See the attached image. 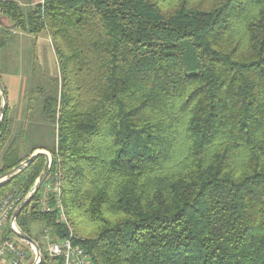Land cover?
<instances>
[{"label":"trees","instance_id":"1","mask_svg":"<svg viewBox=\"0 0 264 264\" xmlns=\"http://www.w3.org/2000/svg\"><path fill=\"white\" fill-rule=\"evenodd\" d=\"M0 11L13 22L1 46L14 26L46 32L59 64L31 88L24 120L9 105L1 125L0 174L36 149L52 155L17 217L25 232L44 222L56 240L84 220L92 229L76 242L93 264H264V0H43L28 11L0 0ZM45 161L0 196L21 201ZM55 173L68 224L53 193L49 212L39 206Z\"/></svg>","mask_w":264,"mask_h":264},{"label":"rangeland","instance_id":"2","mask_svg":"<svg viewBox=\"0 0 264 264\" xmlns=\"http://www.w3.org/2000/svg\"><path fill=\"white\" fill-rule=\"evenodd\" d=\"M22 8L24 11H28L29 5H23ZM10 22L13 24L12 20H10ZM13 28H15L16 31L24 32L18 26H14ZM9 37L12 39V43H10V41L8 42ZM8 39L2 46V54L5 57H12L14 64L10 68L11 71H13L14 74L24 76V96L22 103L24 109L27 104L28 93L32 87H35L38 84L45 85V83H48V81H51L53 78L60 75L59 64L51 39L46 32L38 35L31 34V42L26 45H21L17 42L21 39L20 34H13L10 32ZM19 105L21 104H18V107H14L11 112V115L15 118L19 112ZM22 120L24 119H17L16 125H19ZM1 164L0 158V166ZM86 225L88 226L86 221L78 220V222L74 224L75 233L80 237H85L92 229L91 225H89V227ZM30 233L39 240L43 254L46 255V244L54 239L51 228L47 227L44 222H37L31 225ZM21 244L28 250L30 256L28 264H32L35 259L34 253L29 249V247L31 248L32 246L25 241L21 242Z\"/></svg>","mask_w":264,"mask_h":264},{"label":"built area","instance_id":"3","mask_svg":"<svg viewBox=\"0 0 264 264\" xmlns=\"http://www.w3.org/2000/svg\"><path fill=\"white\" fill-rule=\"evenodd\" d=\"M50 193H53L56 200L59 221L68 224V216L61 199L62 182L58 173H55L42 190L39 203L42 212L50 210ZM20 199L21 197L15 191H8L0 196V264H28L30 256L28 250L21 244L23 240L18 239L11 232V217ZM78 238L71 228L69 235L48 242L46 244L47 263L93 264L85 248L76 242ZM29 249L36 255L33 247Z\"/></svg>","mask_w":264,"mask_h":264},{"label":"water","instance_id":"4","mask_svg":"<svg viewBox=\"0 0 264 264\" xmlns=\"http://www.w3.org/2000/svg\"><path fill=\"white\" fill-rule=\"evenodd\" d=\"M0 94L2 98V104H1V110H0V137H1V125L3 122L4 115L6 113V110L9 106L7 92L5 84L0 77ZM44 155L45 156V165L38 176L37 180L27 193V195L18 203L16 206L12 217H11V230L12 232L21 240L27 242L30 244L34 250H35V259L32 264H41L42 258H43V251L39 244V242L33 238L31 235H29L27 232H25L20 225L17 222V217L22 212V210L32 201L34 196L38 193L40 190L42 184L44 183L45 179L50 173V169L52 166V155L51 153L46 149H36L27 159L23 160L20 164L17 166L11 168L7 172L0 174V184L4 185L13 180L16 176H18L22 171H24L34 160L39 156Z\"/></svg>","mask_w":264,"mask_h":264},{"label":"crops","instance_id":"5","mask_svg":"<svg viewBox=\"0 0 264 264\" xmlns=\"http://www.w3.org/2000/svg\"><path fill=\"white\" fill-rule=\"evenodd\" d=\"M16 2H18L21 7H23V5H29V8H31L33 5L37 4V3H41L43 2V0H14ZM21 1V3H20ZM3 25L6 26H11L12 23L10 22V19L8 17H5L2 15L1 11H0V77L2 78V80L5 83L6 89H7V93H8V102L9 105L11 107V112L12 109L14 107H18V104L20 108H19V112L17 113L18 115L15 117H12L14 119H24L25 118V107L23 109V96H24V76L22 75H18V74H14L13 71H11V66L14 64V61L12 59L11 56L5 57L2 54V46H1V32H2V28ZM10 32H12L13 34H20L21 35V39H19V41H17L19 44L21 45H26V44H30L31 42V33L28 32H21V31H16L15 28H10ZM9 32V33H10ZM10 41V43H12V39L9 37L8 42ZM11 46V45H8ZM25 106V105H24ZM23 115V116H22Z\"/></svg>","mask_w":264,"mask_h":264}]
</instances>
